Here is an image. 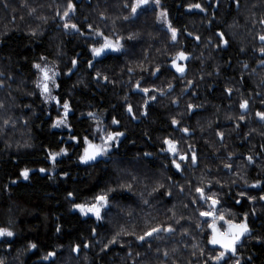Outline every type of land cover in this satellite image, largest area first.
Returning a JSON list of instances; mask_svg holds the SVG:
<instances>
[{
  "label": "trees",
  "instance_id": "obj_1",
  "mask_svg": "<svg viewBox=\"0 0 264 264\" xmlns=\"http://www.w3.org/2000/svg\"><path fill=\"white\" fill-rule=\"evenodd\" d=\"M159 2L175 39L157 8L133 12L136 0H0V209L36 206L50 221L35 238L1 236L0 264H264V0ZM106 41L118 51L96 57ZM180 53L182 74L171 65ZM45 61L54 102L38 88ZM100 112L113 148L82 168ZM100 196L97 218L88 209ZM211 200L222 231L252 232L235 257L209 246Z\"/></svg>",
  "mask_w": 264,
  "mask_h": 264
},
{
  "label": "rangeland",
  "instance_id": "obj_2",
  "mask_svg": "<svg viewBox=\"0 0 264 264\" xmlns=\"http://www.w3.org/2000/svg\"><path fill=\"white\" fill-rule=\"evenodd\" d=\"M151 7L157 8L159 10V20H158L159 26L167 30L168 32H170V34H172V28H171L170 23L168 22L167 16L162 15L164 11L162 10V5L160 2L156 3L155 0H147V3H141L139 2V0H136L137 12H140L142 10H145ZM198 10H199L198 8H194L192 11H198ZM66 29L69 32L75 31V28H72L71 25H69V27H67ZM90 35L95 36L94 33ZM172 37H173V34H172ZM107 43L109 42L108 41L104 42V44H107ZM185 60H186V57L184 59H180L179 54H178L177 56L174 57L171 65L176 71H177V67L183 68V72H184ZM39 66L40 68H37L38 85H40V87H38L39 92L46 101L54 102L55 92L57 90V84H58L56 69L54 65L48 61L41 63ZM42 69L48 70V76L50 77V79H45L44 72L42 71ZM183 72L177 71V73L179 74H182ZM43 84L48 85L47 92L43 90ZM147 99H151V98H147ZM105 114L106 113L104 112H100L96 115L101 120H99L100 121L99 123H94L91 126L89 136H87L86 138L87 139L92 138V140H95L98 146L102 150L106 149L105 153H107L108 151L111 150V148H113L112 143H113V139L116 136H114L113 139L111 140L109 139L107 135L101 137V132L103 128L101 121L102 119L105 118L106 116ZM60 121H62V123H59L57 127L59 129H67V125H66L67 123H65L66 121L65 114L61 115ZM170 146L167 150V153H169V155H175L176 152L171 150L172 145ZM104 156L107 157V155H104ZM48 157L50 159V162H52V164H55L57 159L59 158V154L56 152H49ZM94 172L87 178L90 183H93L97 180L96 173ZM95 206L99 208V210L101 211L103 208L107 206V203L106 201L103 200V201L97 202ZM49 227H50V221H49L48 216L45 214H40L37 211L36 206L26 207L22 204H17V205H12L10 208H7V209L6 208L0 209V229H4L5 231L12 233L11 236L5 235L4 239L14 238V237L21 238L22 236H28L31 238H35L39 235L40 232H45V233L48 232Z\"/></svg>",
  "mask_w": 264,
  "mask_h": 264
},
{
  "label": "water",
  "instance_id": "obj_3",
  "mask_svg": "<svg viewBox=\"0 0 264 264\" xmlns=\"http://www.w3.org/2000/svg\"><path fill=\"white\" fill-rule=\"evenodd\" d=\"M105 45H103V46H105ZM107 45H110V46L106 47L105 50L100 55H95V56L100 58V57L105 56L107 54L116 53L119 49L118 45H116L114 43H107ZM113 49H115V50H113ZM146 95H148V94H146ZM160 96L163 97L164 95H160ZM153 101L154 100L147 99L146 104L144 105V108H143L144 116L146 115L147 108L153 103ZM101 150L102 149L98 146L96 141L87 140L82 151H81L80 157L78 159L79 166L82 168L95 167L98 164L105 161V156H104V151H103V154L96 155L95 159L87 160V162H84V160L87 159V156H91L97 152H100ZM209 207L213 211V214L211 215L212 224L209 227V231H210L209 246H210V248L215 249V250H219L220 252H222L223 254H225L229 257H235L237 254L238 247H240L242 245L243 241L246 238H248L252 235V232L248 226V223H246V222L241 223V224L246 225L248 231L246 233H244L243 235H239V239L237 240V239H235V237L240 232V229L238 226L241 224L228 222L225 224V230L222 231L220 229L219 225L215 222V214L217 211L218 203L211 200L209 202ZM213 239H215L218 242L213 244L211 242ZM233 249H234V251H233Z\"/></svg>",
  "mask_w": 264,
  "mask_h": 264
},
{
  "label": "snow or ice",
  "instance_id": "obj_4",
  "mask_svg": "<svg viewBox=\"0 0 264 264\" xmlns=\"http://www.w3.org/2000/svg\"><path fill=\"white\" fill-rule=\"evenodd\" d=\"M139 2H141V3H147V0H139ZM155 2H156V3H159V0H155ZM69 7L71 8L72 6L69 5ZM195 7L199 8L200 6H199V5H195ZM132 11L135 12V11H136V8L133 7ZM68 14H69V13L66 11V12L64 13V16H68ZM162 15H166V14H165V13H162ZM262 23H264V21H262ZM65 27L67 28V27H69V25H68V24H65ZM71 27H72V28H75L76 26H75V25H71ZM172 34H173V39H175V38H176L175 30L172 31ZM259 39H260L261 41H264V35L260 36ZM109 46H110V45H107V44H106L105 46H103V47H101V48L93 49V52H94L95 55H100V54L105 50V48H106V47H109ZM113 50H115V49H113ZM261 53L264 54V49H261ZM179 58H180V59H184V58H185V57H184V54H183V53H180V54H179ZM262 63H264V61H262ZM36 67H37V68H40L39 65H36ZM42 71L44 72V77H45V79H50V77L48 76V70H46V69H42ZM177 71L183 72V68H181V67H177ZM53 75H55V74H53ZM38 87H40V85H38ZM43 90H44L45 92L48 91V85H47V84H43ZM142 90H143V89H142ZM144 91H147V90H144ZM64 107L67 108V107H68L67 104H65ZM241 108H242V109H246V108H247V102H246V101H245L244 103L241 104ZM129 111H131V109H129ZM257 115H259L261 119H264V113H258ZM59 123H62V121L58 122V124H59ZM173 123H176V122L173 121ZM117 135H120V134L118 133ZM109 139L111 140V139H113V137H112V136H109ZM166 143H169V142L166 141ZM171 150L174 151V145L172 146V149H171ZM103 151H106V149H103V150H101L100 152H97V153H95V154H93V155H91V156H87V159H85L84 162H87V160L95 159V158H96V155H101V154H103ZM82 159H83V158H82ZM181 159H184V157H181ZM249 159H251V158H249ZM194 161H195V157H193V162H194ZM179 167H180V166L177 164V168H178V169H179ZM22 175H23L25 178H27V176H28L27 171H25L24 173H22ZM197 191L200 192L201 190H200V189H197ZM201 195L203 196V193H202V192H201ZM97 200H98V201H103V200H105V197H103V196L97 197ZM78 207L81 209V211H84V207H85V206H83V205H79ZM88 211L94 212V214L97 216V218H99V212H100V210H99V208H97L95 205H93L91 208H89ZM201 215H207V214H206V213H201ZM238 227H239V229H240V232H239V234L235 237V239H237V240L239 239V235H243L244 233H246V232L248 231L246 225H244V224H241V225H239ZM167 230H168V231H172L171 228H169V229H167ZM153 231H154V232H158V231H160V229H153ZM5 235H7V236H11L12 233H11V232H7V231H5L4 229H0V236H5ZM147 235L150 236V235H152V233L149 232ZM140 239L143 240L144 237H140ZM211 242H212L213 244H215V243H217L218 241H216L215 239H213ZM32 247H35V245H33ZM233 251H234V249H233ZM49 255H53V254L50 253ZM223 255H224L223 253L220 254L221 257H222Z\"/></svg>",
  "mask_w": 264,
  "mask_h": 264
},
{
  "label": "flooded vegetation",
  "instance_id": "obj_5",
  "mask_svg": "<svg viewBox=\"0 0 264 264\" xmlns=\"http://www.w3.org/2000/svg\"><path fill=\"white\" fill-rule=\"evenodd\" d=\"M201 11L202 10H198V11H196L197 12V14H201ZM214 13H215V10L214 11H212V16H211V18L213 19V21H215V22H217L218 21V18L214 15ZM203 15H206V13H204ZM209 29L210 30H215V28H213V26H211V27H209ZM213 33H214V31H213ZM215 33L217 34V38L218 39H221L220 41H219V43H216V40H212L211 42H210V45H214L213 47H214V51H219V47H223L224 49H226V45H225V41L224 40H222L223 38H222V36L220 35V31L219 30H216L215 31ZM213 39V38H212ZM258 64H261L262 62H261V60L260 61H258L257 62ZM169 146H170V144L169 143H167V150H168V148H169ZM110 152L108 151L107 153H105V151H104V155H107L108 156V154H109ZM106 158V157H105Z\"/></svg>",
  "mask_w": 264,
  "mask_h": 264
},
{
  "label": "bare ground",
  "instance_id": "obj_6",
  "mask_svg": "<svg viewBox=\"0 0 264 264\" xmlns=\"http://www.w3.org/2000/svg\"><path fill=\"white\" fill-rule=\"evenodd\" d=\"M171 147V146H170ZM1 239V238H0ZM219 251V250H218Z\"/></svg>",
  "mask_w": 264,
  "mask_h": 264
}]
</instances>
